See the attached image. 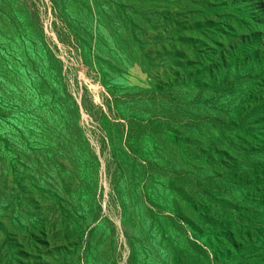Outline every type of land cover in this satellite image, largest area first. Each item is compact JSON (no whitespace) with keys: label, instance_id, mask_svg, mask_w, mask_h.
Returning <instances> with one entry per match:
<instances>
[{"label":"rangeland","instance_id":"obj_1","mask_svg":"<svg viewBox=\"0 0 264 264\" xmlns=\"http://www.w3.org/2000/svg\"><path fill=\"white\" fill-rule=\"evenodd\" d=\"M247 1L0 0V264L264 256L216 203L264 189V61L202 66Z\"/></svg>","mask_w":264,"mask_h":264},{"label":"trees","instance_id":"obj_2","mask_svg":"<svg viewBox=\"0 0 264 264\" xmlns=\"http://www.w3.org/2000/svg\"><path fill=\"white\" fill-rule=\"evenodd\" d=\"M252 1L256 3V9H259L261 12L258 19L259 23L264 24V1ZM246 3H248L247 0ZM224 33L222 34V37H226V34ZM216 47L218 48L217 52L211 56L213 58V61L210 63L202 61V66H204V73L206 74L213 75L214 73H216V69L218 68L223 69L224 67L229 66L239 67L243 62H246V64L248 62H251L250 64L259 65L264 61V29L262 28V31H255L252 34H250L249 29H247L243 35L236 36V38L227 37L226 44L218 43V46ZM200 74L201 68L197 67L190 75L196 77ZM260 79L264 81V72H262V76L260 77ZM254 191V194L252 193V195H250V202L242 201L243 203H237L219 199L216 200V203L222 206L223 210L228 216L232 217L234 215H237L236 223L238 226H240L241 223L242 226L243 220H246L247 222L251 221V219L249 218L250 215H253L252 218H256V207H258L260 203L264 201V189H259V192L256 189ZM249 206H251V209L249 208ZM248 224L250 226H253L252 223ZM261 239L262 244L264 245V235L261 237ZM236 248L238 249V246H236ZM221 256L223 257V255ZM213 259L216 260V256H214ZM256 260L257 261L255 262V264L257 262L263 263L264 256L258 255Z\"/></svg>","mask_w":264,"mask_h":264}]
</instances>
